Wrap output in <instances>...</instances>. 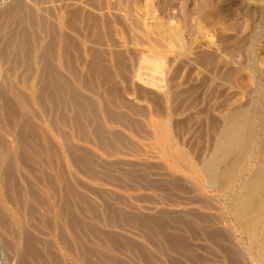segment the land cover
Instances as JSON below:
<instances>
[{
	"label": "rangeland",
	"instance_id": "1",
	"mask_svg": "<svg viewBox=\"0 0 264 264\" xmlns=\"http://www.w3.org/2000/svg\"><path fill=\"white\" fill-rule=\"evenodd\" d=\"M100 1L0 0V264H264V212L203 167L264 91V0Z\"/></svg>",
	"mask_w": 264,
	"mask_h": 264
},
{
	"label": "bare ground",
	"instance_id": "2",
	"mask_svg": "<svg viewBox=\"0 0 264 264\" xmlns=\"http://www.w3.org/2000/svg\"><path fill=\"white\" fill-rule=\"evenodd\" d=\"M95 1V0H94ZM106 1L117 7L122 8L127 7L133 14L137 16H150L153 15L156 11L157 4L156 0H103V4ZM163 1V0H162ZM168 0H166V4ZM177 1V0H176ZM202 1V0H201ZM200 1V2H201ZM232 1V0H231ZM259 1V0H258ZM261 1V0H260ZM89 2V0H88ZM99 2H101L99 0ZM161 2V1H160ZM171 2V1H170ZM169 2V3H170ZM211 2V1H210ZM196 3V2H195ZM198 3V0H197ZM164 4V3H162ZM171 4V3H170ZM183 4V3H182ZM204 4V3H203ZM206 4V3H205ZM209 4V3H208ZM99 5H102L99 4ZM107 5V4H106ZM210 5V4H209ZM242 5V4H241ZM263 5V4H262ZM261 5V6H262ZM20 6V5H19ZM23 6V5H22ZM103 6V5H102ZM105 6V5H104ZM164 6V5H163ZM167 6V5H166ZM117 7V8H118ZM159 7V6H158ZM169 7V6H168ZM196 7V6H195ZM205 7V6H204ZM164 8V7H163ZM201 8V7H200ZM217 8V7H216ZM255 16H257V20L259 21L257 29L262 30L264 29V7L257 8ZM254 9V10H255ZM158 10V9H157ZM164 10V9H163ZM213 10V9H212ZM127 11V10H126ZM208 12V11H207ZM219 12V11H218ZM239 13V12H238ZM75 14V13H74ZM257 14V15H256ZM206 15V14H205ZM226 15V14H225ZM133 16V15H132ZM232 16V15H231ZM236 16V15H235ZM122 18V17H121ZM140 18V17H138ZM146 18V17H144ZM150 18V17H148ZM46 19V18H45ZM113 19V18H112ZM135 20V19H134ZM137 20V19H136ZM141 20V19H140ZM220 20V19H219ZM110 21V20H109ZM125 21V20H123ZM46 22V20H45ZM107 22V21H106ZM126 22V21H125ZM134 22V21H133ZM139 22V21H138ZM148 22V21H147ZM161 22V21H160ZM48 23V22H47ZM115 23V22H114ZM54 24V23H53ZM105 24V23H104ZM122 24V23H121ZM120 24V25H121ZM228 24V23H227ZM134 25V24H132ZM145 25V24H144ZM157 25V24H156ZM162 25V24H161ZM226 25V24H225ZM52 27V26H50ZM140 28V27H139ZM227 28V27H226ZM49 29V28H48ZM52 29V28H51ZM112 29V28H111ZM123 29V28H122ZM126 29V28H125ZM165 32V29L162 28ZM252 29V28H251ZM255 27H253V30ZM167 30V29H166ZM257 30V31H258ZM54 31V30H53ZM61 31V28H60ZM256 31V32H257ZM264 31V30H263ZM47 32V31H46ZM106 32V30H105ZM110 32V31H109ZM250 32V30L248 31ZM255 32V33H256ZM259 32V31H258ZM261 32V31H260ZM52 33V32H51ZM61 33V32H60ZM113 33V32H112ZM222 33V32H221ZM252 33V34H255ZM166 34V33H165ZM258 34V33H257ZM163 35V33H162ZM174 33L168 31L167 36L169 39L174 38ZM233 35V34H232ZM243 35V34H242ZM54 36V33H53ZM166 36V35H165ZM252 35L244 37V40L240 46L232 48L231 52L230 48L228 47V51H230V55H236L237 53L240 54L242 51L248 50V40L251 39ZM57 37V36H56ZM163 37V36H162ZM223 37V35H222ZM240 37V36H239ZM254 37V36H253ZM48 38V37H47ZM55 38V37H54ZM59 38V37H58ZM57 38V39H58ZM237 38V37H236ZM178 39V38H177ZM233 39V38H230ZM50 40V39H49ZM66 40V39H65ZM256 40V39H255ZM61 41V40H60ZM59 41V42H60ZM55 42V41H54ZM58 42V43H59ZM53 43V42H52ZM52 43H49L47 46V55L49 57V52H53L55 54L54 46ZM222 43V42H221ZM234 43V42H233ZM251 43V41H250ZM47 44V43H46ZM237 44V43H236ZM221 45V44H219ZM235 45V44H234ZM45 46V45H44ZM252 46V45H251ZM57 47V46H55ZM227 47V46H226ZM251 47L249 48L250 51ZM68 50V49H67ZM225 50V49H224ZM227 50V49H226ZM227 51V52H228ZM248 51V52H249ZM58 52V51H57ZM221 53V52H220ZM252 53V52H251ZM8 54V53H7ZM52 54V55H53ZM65 54V53H64ZM227 54V53H226ZM229 54V53H228ZM253 54V53H252ZM20 55V54H19ZM18 55V56H19ZM51 55V56H52ZM217 55V54H216ZM50 56V57H51ZM54 56V55H53ZM221 56V55H220ZM223 56V55H222ZM227 56V55H226ZM237 56V55H236ZM241 56V55H240ZM246 56V55H245ZM205 57V56H204ZM219 57V56H217ZM231 57V56H230ZM234 57V56H233ZM248 57V56H247ZM53 58V57H52ZM207 58V57H206ZM232 58V57H231ZM236 58V57H234ZM215 59V58H214ZM220 59V58H219ZM237 59V58H236ZM246 59V58H245ZM245 59L243 61L245 62ZM216 60V59H215ZM229 60V59H228ZM231 60V59H230ZM239 60V59H238ZM242 60V58H241ZM246 59V63H247ZM207 61V59H206ZM234 62L235 68H241L244 65V62ZM43 62V61H42ZM47 62V61H46ZM211 62V61H210ZM229 62V61H228ZM232 62V60L230 61ZM50 66V60L47 62ZM45 63V64H47ZM206 63V62H204ZM209 63V61H208ZM249 63V62H248ZM52 64V63H51ZM212 64V63H211ZM221 64V63H220ZM229 64V63H228ZM232 64V63H231ZM53 65V64H52ZM51 67L53 68V66ZM56 65V64H55ZM54 65V66H55ZM226 65V64H225ZM224 65V66H225ZM46 66V65H45ZM245 66V65H244ZM244 66L242 68H244ZM50 67V68H51ZM45 68V67H44ZM49 68V69H50ZM241 68V69H242ZM57 69V68H56ZM237 69V68H236ZM51 70V69H50ZM49 70V72H50ZM212 70V69H211ZM214 70V69H213ZM240 70V69H239ZM246 70V69H245ZM253 70V69H252ZM221 71V70H220ZM235 69L230 67V72L228 74L234 73ZM48 72V73H49ZM53 72H55L53 70ZM223 72V70H222ZM218 73V72H217ZM236 73V72H235ZM55 74V73H54ZM210 74V73H209ZM262 74V73H261ZM58 75V74H57ZM214 75V74H213ZM60 76V75H59ZM212 76V75H211ZM230 76V75H229ZM57 77V76H56ZM215 77V76H214ZM217 77V76H216ZM222 77V76H221ZM215 79V78H214ZM49 80V79H48ZM53 80V79H52ZM57 80V79H56ZM56 83V82H55ZM53 83V84H55ZM60 84V83H59ZM52 85V83H51ZM46 87V86H45ZM59 87V85L57 86ZM44 88V87H43ZM49 88V87H48ZM54 89V87H53ZM60 89V88H59ZM56 91V90H55ZM50 92V90H49ZM58 92V91H56ZM55 92V93H56ZM250 92V91H249ZM48 93V92H47ZM46 93V94H47ZM53 94V93H52ZM57 94V93H56ZM264 91L257 90V98L256 93L253 99L251 98L248 105H245L238 111H233L231 113L225 114L223 117V123L219 130L218 135L214 140L212 145V150L210 154L204 159L203 167L208 176V181L212 185H219V186H228L233 181H240V189L237 193L234 194L232 198V202L234 209L236 211L237 216L241 217L245 213L256 211V217L262 215L264 212ZM252 95V94H251ZM49 97V96H48ZM53 97V96H51ZM54 98V97H53ZM52 100V99H51ZM222 117V116H221ZM222 120V119H221ZM213 122V121H212ZM214 131V130H213ZM214 134V133H213ZM213 139V138H212ZM211 139V140H212ZM210 151V150H209ZM252 214V212H251ZM254 215V213L252 214ZM251 215V216H252ZM255 217V218H256ZM254 218V217H253ZM259 218V217H258ZM257 218V219H258ZM254 219V220H257Z\"/></svg>",
	"mask_w": 264,
	"mask_h": 264
}]
</instances>
